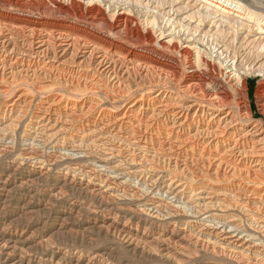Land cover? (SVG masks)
<instances>
[{
	"label": "bare ground",
	"instance_id": "obj_1",
	"mask_svg": "<svg viewBox=\"0 0 264 264\" xmlns=\"http://www.w3.org/2000/svg\"><path fill=\"white\" fill-rule=\"evenodd\" d=\"M67 1L0 0V159L17 150L16 166L167 222L216 264H264V87L255 118L191 44L157 40L154 20L144 32ZM198 1L260 27L236 0Z\"/></svg>",
	"mask_w": 264,
	"mask_h": 264
},
{
	"label": "rangeland",
	"instance_id": "obj_2",
	"mask_svg": "<svg viewBox=\"0 0 264 264\" xmlns=\"http://www.w3.org/2000/svg\"><path fill=\"white\" fill-rule=\"evenodd\" d=\"M79 1L83 8L96 3L107 13H129L143 31L151 28L144 26V19L154 20L155 28L163 32L161 38L154 34L157 40L173 38L181 46L191 44L216 66V78L233 100L244 96L255 118L259 117L256 96L264 87V34L260 30L264 28V0H236L254 11L260 27L198 0ZM57 2L68 5L67 0ZM15 153L0 159V264H216L214 257L188 238L183 240L181 232L172 235L171 224L141 219L127 208L119 210L116 203L87 194L78 181L54 173L44 175L28 164L16 166L11 159ZM126 221L128 227H122ZM165 238L178 245L166 243ZM157 239H162L160 245Z\"/></svg>",
	"mask_w": 264,
	"mask_h": 264
}]
</instances>
